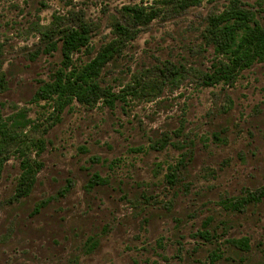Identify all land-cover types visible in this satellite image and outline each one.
<instances>
[{
    "label": "rangeland",
    "instance_id": "1",
    "mask_svg": "<svg viewBox=\"0 0 264 264\" xmlns=\"http://www.w3.org/2000/svg\"><path fill=\"white\" fill-rule=\"evenodd\" d=\"M229 1L0 0V115L13 130L0 167V264H264V200L235 212L222 204L264 186V61L231 86L199 80L214 58L207 20ZM240 2L261 16L264 0ZM127 5L157 16L102 71L101 85L123 98L72 101L56 120L51 103L32 99L60 62L59 51L41 52L40 32L53 17L87 25L79 64L112 38ZM38 139L43 166L17 196L21 153L35 157ZM94 174L103 182L89 187ZM241 237L248 251L228 242Z\"/></svg>",
    "mask_w": 264,
    "mask_h": 264
},
{
    "label": "trees",
    "instance_id": "2",
    "mask_svg": "<svg viewBox=\"0 0 264 264\" xmlns=\"http://www.w3.org/2000/svg\"><path fill=\"white\" fill-rule=\"evenodd\" d=\"M186 5H196L203 0H185ZM123 19L113 24V36L104 43L88 60L76 63L73 56L82 48L87 50L90 42V28L83 23L70 25L57 24L58 17H53L43 31L40 32L42 42L41 52L51 53L59 51L60 62L49 76L42 80L35 90L32 99L35 102L51 103L55 110L56 120L64 108L77 101L80 104L90 105L101 99L105 104L113 107L116 100L123 98L120 93L112 92L101 85V74L107 64L116 61L126 44L135 36L141 26L147 25L156 16V10L141 5H127L122 7ZM261 18L254 10L246 7L240 0H230L223 10L211 15L203 33L205 42L212 48L214 58L207 71L199 73L200 84L214 86L218 84L233 85L241 71L250 68L253 64L264 61V6L261 7ZM262 19V20H260ZM0 73V85L3 82ZM21 128L28 125L23 117ZM13 139V130L9 123L4 122L0 115V167L6 155L2 150L7 149ZM36 148V156L21 153L19 163L20 174L17 180V196H28L36 183L37 174L43 166L39 158L44 148L43 140H34L30 143ZM20 148L22 146L20 145ZM175 167H170L167 174L169 182L176 178ZM103 182L97 175H92L88 186ZM68 190V185L64 187ZM264 200V186L255 190H247L244 194L222 201L224 207L233 212L243 211L248 205ZM39 207L34 210L37 212ZM205 224H209L208 222ZM201 239L211 242L214 233L208 229L198 231ZM96 239L88 238L86 248L91 251L96 246ZM230 245L241 250L250 248L247 237L231 238Z\"/></svg>",
    "mask_w": 264,
    "mask_h": 264
}]
</instances>
